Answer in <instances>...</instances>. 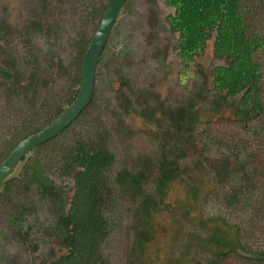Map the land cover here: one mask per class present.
<instances>
[{
  "label": "rangeland",
  "instance_id": "obj_1",
  "mask_svg": "<svg viewBox=\"0 0 264 264\" xmlns=\"http://www.w3.org/2000/svg\"><path fill=\"white\" fill-rule=\"evenodd\" d=\"M108 1L0 0V66L15 64L22 72V86L28 87L18 96L12 91L14 78L0 75V154L6 155L19 141L18 135L34 131L65 97L79 90L75 80L79 42L93 38ZM246 6L250 8L245 14L247 22L264 39V0H246ZM174 11L167 0L126 1L100 57L96 93L88 108L57 140L32 150L9 176H19L29 160L36 158L55 184L51 192L30 194L28 200L22 196L17 199L12 192L10 199L0 188V264L51 262L67 251L62 242L65 230L58 219L69 208L75 186L73 178L60 172L64 154L79 139H100L115 155L108 170L113 199H117L113 210L108 211L115 230L103 241L106 264H142L133 245L141 228V198L120 195L115 178L123 168L150 169L147 191L154 195L153 169L161 150L169 154L183 151L185 174L181 183L172 186L166 201L173 207H163L164 211L155 214L157 238L166 241L162 246L160 241L154 243L150 253L154 249L152 255L162 262L150 260V264L216 260V254L205 245L211 219L216 224L221 220L228 229L235 228L236 237L253 250L264 248L263 225L252 222L250 209L252 203L259 202L255 198L258 191H264L262 178H253L251 169L236 173L233 167L237 162L230 151L212 143L224 135L243 133L233 120L230 106L241 94L239 98L222 99L213 87V69L225 63L214 54L213 38L191 64L183 63L179 33L172 31L168 21ZM258 58L264 90V50ZM33 75L36 82L30 86ZM178 107L187 111L188 117L181 130L173 133L167 120ZM141 113L152 120L139 118ZM189 186L197 189L195 196L192 192L189 195ZM234 193L238 201L230 204ZM22 213L26 215L21 218ZM258 216L261 219V215L254 218ZM174 236L181 241L171 260L168 239ZM221 264L255 263L230 254Z\"/></svg>",
  "mask_w": 264,
  "mask_h": 264
},
{
  "label": "trees",
  "instance_id": "obj_2",
  "mask_svg": "<svg viewBox=\"0 0 264 264\" xmlns=\"http://www.w3.org/2000/svg\"><path fill=\"white\" fill-rule=\"evenodd\" d=\"M167 1L175 8L174 13L169 15L168 21L172 31L179 33V54L183 63L191 64L194 57L203 52L208 40L213 38L215 56L225 61L223 65L215 66L213 69V87L222 99L240 97L238 100H231L230 106L235 117L233 120L238 125L235 126L240 127L243 133H231L228 136L224 135L221 138L223 140L219 139L220 142L216 139H212L211 142L225 146L230 151L231 157L237 162L233 167L236 173H246L251 169L253 178L261 176L264 185V90L262 62L258 58L260 52L264 50V39L250 27L245 18L246 12L250 10L246 6V0ZM90 42L91 39H83L79 42L78 65L75 72V80L79 85L83 57ZM21 73L15 64L0 66V75L14 78L16 81L19 88L18 96H21L23 91H28L27 86H22ZM35 82L36 76L33 75L28 85L31 86ZM77 93L78 89L65 97L60 105L50 111L51 116L34 131L58 117L65 109V104L74 101ZM184 112L187 113V111L181 113ZM25 136L27 135H18L17 138ZM58 136L39 147L49 145L57 140ZM114 160V153L100 139L98 141L79 139L64 154L60 173L75 180V194L71 206L68 212L60 217L67 229V235L62 238L68 253L44 264H106L102 256L103 241L109 237L112 230L113 232L115 230L113 221L108 217L116 204L108 180V170L114 164ZM144 178L145 175L141 173H132L123 168L118 172L116 182L123 192L127 194L141 192L147 205L149 206L148 203L154 205L155 200L140 185ZM54 185L45 167L38 159L33 158L24 166L23 173L5 180L1 188L7 198L12 199L13 192L15 198L22 196L28 200L30 194L52 189ZM230 197V204L238 201L235 193ZM255 198H259V202L250 205L254 214L251 217L252 222L258 221L264 228V191L262 194L258 191ZM257 215H261V219L259 216L258 219L254 218ZM239 231L240 229L237 231L238 234ZM253 231L252 228L251 232ZM260 233L264 236V229ZM238 238L235 239L239 240L238 244L230 246L225 238L218 240V237H214L218 248L227 249L220 252L221 255L216 260L210 259L206 264H221L223 260L227 262L231 251H237L238 248L240 251L236 254L241 255L245 262L264 264V248L253 250L248 246V242L242 241L240 236ZM210 251L215 252L212 248Z\"/></svg>",
  "mask_w": 264,
  "mask_h": 264
},
{
  "label": "flooded vegetation",
  "instance_id": "obj_3",
  "mask_svg": "<svg viewBox=\"0 0 264 264\" xmlns=\"http://www.w3.org/2000/svg\"><path fill=\"white\" fill-rule=\"evenodd\" d=\"M12 91L16 94L19 91L18 85L16 84L15 80H14V85H13ZM231 112H232V109H231ZM155 114H156V110L152 114L153 117L155 116ZM170 115H171V117H169L167 121L169 122V124L172 128L171 131H173V133H175V131L179 132V130H181V128L183 126V120L186 119V117H188V114H185V112H184V114H182L181 108L178 107ZM143 116L147 118L146 121L152 120L147 115H145L144 113L142 115H139V118H143ZM22 138H24V137H22ZM22 138H20L19 141ZM18 142L13 144V146L11 147L9 152L15 147V145ZM9 152L6 155H5V153L1 152V154H0L1 155L0 156V165L4 161L5 157L9 154ZM182 152L183 151H180L176 154L165 153L162 150L159 152L160 156L157 159L158 160L157 161L158 167L156 166V168L153 169V174H154L153 179L155 180L154 195L147 191V185H148L147 182L151 178V170L150 169H147V168L142 169L141 167H135V166H132L131 169H127L129 172L137 173V174L141 173V174L145 175V178L142 179V181L140 182V185L145 189L146 193L150 194V196L155 200L154 205L148 203L149 204V206H148L146 203V199L144 197V194L141 192L128 193V194L123 192L120 189V187L117 185L118 183L116 182V178L118 175V172H117L115 182H116V186L120 192V195L129 196L130 198H135V197L141 198L140 215H139L140 219L138 221V224L141 226V228H140V230L136 231L135 238L133 240V245H134L135 254L139 255V257L142 260V262H141L142 264H150L152 261H155V260L158 263L162 262V258H157V257H154L152 255L154 253L153 252L154 249L150 253V249L153 248V245L156 241H160L161 246L166 241L164 239L157 238V233L155 232V228H154L155 227L154 217H155L156 213H159L160 211H164L163 207H169V208H170V206L173 207V205L167 204L166 201H167L168 197H170L172 195V191H171L172 186H174L177 183H181L180 181L183 180L182 175L185 174V172L182 171L183 168L181 166V159H182L181 155L184 154ZM73 180H74V178H73ZM74 186H75V180H74ZM127 187H129V185ZM111 189L113 190L112 186H111ZM196 190H197L196 188H191L189 186V191H190L189 195L192 192L191 194H194V196H195ZM46 191L51 192L50 188L47 189ZM41 192H43V191H41ZM113 192H114V190H113ZM74 194H75V187L73 190L72 198H73ZM114 197L115 196H113V198ZM72 198H71V201H72ZM71 201H70V206H71ZM116 201H117V199H116ZM62 202H63V208H64V205H65L64 198H62ZM70 206H69V208H70ZM69 208L67 209V212H68ZM33 209L34 208H31L30 210L32 211ZM23 215H26V214L22 213V214H20L19 217L22 218ZM60 217L58 220H59L60 225L62 226L63 223L61 222ZM211 222L213 224L211 226V230L209 231L208 236L205 238V245L207 244L208 247L216 249L217 250L216 252H212L209 249L208 250L210 251V253L216 254V256L219 257L221 255V254L219 255V253L226 250L227 248H225V247L218 248L216 245V241L213 238L218 237V240L225 238L224 240L229 242L230 246H234V245H237L239 242V240L238 241L235 240L236 238H238V235L236 237L235 228L228 229L229 226H227V224L223 223L221 220L217 224L212 219H211ZM63 227L65 230V235H67V229L64 225H63ZM169 228L173 229L174 226H172V224H171V226ZM158 237H159V235H158ZM171 239L172 240H170V238L168 239V248H169L168 257L171 256V260H172V259H175L172 257V256H174L173 250H176L175 246L177 243H180L181 238L179 236H174ZM62 242H63V245L66 246V244L64 243V240ZM67 251L65 253L61 254L58 257V259L60 257H62L63 255L67 254L68 253ZM237 251H240V249L238 248ZM237 251H231V254H236ZM149 254H151V256ZM210 259L211 258H209L208 260H210ZM53 260H55V259H52L51 262ZM150 260H152V261H150ZM47 261L49 262V260H43L40 264H44V262H47ZM207 261H202V262H199L197 264H200V263L206 264ZM131 264H138V263L132 261Z\"/></svg>",
  "mask_w": 264,
  "mask_h": 264
},
{
  "label": "water",
  "instance_id": "obj_4",
  "mask_svg": "<svg viewBox=\"0 0 264 264\" xmlns=\"http://www.w3.org/2000/svg\"><path fill=\"white\" fill-rule=\"evenodd\" d=\"M126 1H108L99 27L84 54L81 83L74 101L53 121L28 134L15 145L0 165V187L32 150L66 130L93 100L96 93L97 68L100 57Z\"/></svg>",
  "mask_w": 264,
  "mask_h": 264
}]
</instances>
